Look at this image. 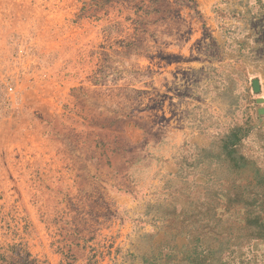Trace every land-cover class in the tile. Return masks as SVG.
Returning a JSON list of instances; mask_svg holds the SVG:
<instances>
[{
    "label": "rangeland",
    "instance_id": "1",
    "mask_svg": "<svg viewBox=\"0 0 264 264\" xmlns=\"http://www.w3.org/2000/svg\"><path fill=\"white\" fill-rule=\"evenodd\" d=\"M0 264H264V0H0Z\"/></svg>",
    "mask_w": 264,
    "mask_h": 264
},
{
    "label": "water",
    "instance_id": "2",
    "mask_svg": "<svg viewBox=\"0 0 264 264\" xmlns=\"http://www.w3.org/2000/svg\"><path fill=\"white\" fill-rule=\"evenodd\" d=\"M252 87L255 92H258L260 90L259 82L257 79H254L252 81Z\"/></svg>",
    "mask_w": 264,
    "mask_h": 264
}]
</instances>
